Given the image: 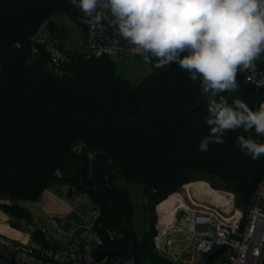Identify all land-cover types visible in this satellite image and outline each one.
<instances>
[{"label": "trees", "instance_id": "16d2710c", "mask_svg": "<svg viewBox=\"0 0 264 264\" xmlns=\"http://www.w3.org/2000/svg\"><path fill=\"white\" fill-rule=\"evenodd\" d=\"M57 15L84 35L87 25L70 0H0V208L13 220L35 226L24 204L40 201L51 187L62 188V197L89 200L102 251L111 253L102 264L128 259L175 264L155 252V207L157 228L179 227L183 214L172 213L170 196L195 174H204L222 181L246 208L264 178V156L252 160L235 138H264L227 132L223 144L200 152L199 143L209 134L207 94L176 63L158 69L154 58L136 85L117 73L112 59L86 52L53 66L43 48L33 51L32 37L41 22L49 21L59 39ZM221 94L253 110L264 101V91L247 93L240 84ZM118 179L140 188L147 225L140 237L132 224L130 188L118 186ZM31 239L47 245L37 230ZM178 241L167 254L179 255Z\"/></svg>", "mask_w": 264, "mask_h": 264}, {"label": "clouds", "instance_id": "9594fccd", "mask_svg": "<svg viewBox=\"0 0 264 264\" xmlns=\"http://www.w3.org/2000/svg\"><path fill=\"white\" fill-rule=\"evenodd\" d=\"M90 31L108 23L128 42L129 51L154 67L172 63L200 81L207 94L209 134L199 143L223 144L227 132L242 130L264 138V101L253 110L239 98L229 103L237 75L254 70L264 56V0H70ZM19 47V45H16ZM186 53V54H184ZM183 54V55H182ZM235 143L252 160L264 156V141L239 134ZM128 264H134L130 259Z\"/></svg>", "mask_w": 264, "mask_h": 264}, {"label": "built area", "instance_id": "2783aa9c", "mask_svg": "<svg viewBox=\"0 0 264 264\" xmlns=\"http://www.w3.org/2000/svg\"><path fill=\"white\" fill-rule=\"evenodd\" d=\"M105 15L107 18L95 31H90L87 25L84 52L90 57H106L114 62L143 59L141 55L129 51L131 45L109 25L110 15L107 11ZM32 46L33 51L43 48L55 67L68 61L65 51L56 44L49 21L39 24L32 37ZM255 63L254 70L241 72L237 77L243 84L261 90L264 88V56ZM185 192L186 197L180 192L170 196L175 199L172 213L183 214L180 226L166 229L156 226L158 238H163L170 229L180 228V232L186 230L184 242L191 245L194 252L206 258L215 254L212 259L217 264H264V178L245 213L237 207L236 197L230 191H215L206 186L205 193H199L203 197L199 201L190 196L187 190ZM60 193L64 195L65 190L61 188ZM73 198L79 201V197ZM12 224L30 237L35 230L39 231L47 243L46 246L27 244L0 236V251L12 264H96L95 254L102 251L104 246V240L95 228V218L86 224L74 213L47 214L35 226L15 219ZM200 230L202 233L198 232ZM109 237L113 239V233L109 232ZM129 260H126V264Z\"/></svg>", "mask_w": 264, "mask_h": 264}, {"label": "rangeland", "instance_id": "374dc122", "mask_svg": "<svg viewBox=\"0 0 264 264\" xmlns=\"http://www.w3.org/2000/svg\"><path fill=\"white\" fill-rule=\"evenodd\" d=\"M54 23L57 25L58 30L61 31V33H57L59 36V39L56 40V44L65 51L67 57H69L70 54H79L84 52V35L80 32V30L77 28V26L72 23L69 19H67L64 15H57L53 18ZM117 66V73L128 79L132 84L136 85L138 84L151 70L150 63H147L142 58H132V59H126L123 61L116 62ZM52 68V66H51ZM55 71V70H54ZM58 73V70L55 71ZM118 186H126L130 188V198L133 205V217H132V224L133 227L137 233V235L140 237L147 229L146 225V219L143 212L142 204H143V197L140 191V188L134 184H125L122 180L118 179L117 181ZM184 186H187V189H182L179 191L180 194L183 195V197H186L184 193L186 190L188 191V194L192 196L194 199L197 198V200H203V197L199 193H205L206 186L209 187L212 190L215 191H230L228 190L224 183L220 181L217 178L207 176L204 174H195L193 176V180ZM64 188V187H63ZM66 189V188H64ZM61 188L54 189L49 188L46 191H52L56 195L61 196L60 193ZM197 190V191H196ZM74 191V190H73ZM72 191V192H73ZM75 192V191H74ZM233 193L232 191H230ZM63 195V194H62ZM194 195V196H193ZM43 197V196H42ZM62 197V196H61ZM65 198V197H62ZM42 199V198H41ZM66 201L72 206L75 214L78 215V217L85 222L86 224L91 222V220L95 217V212L91 209V204L89 200L86 197H79V201L74 200V198H65ZM173 199V198H172ZM175 200V199H174ZM38 202L34 203H25L24 206L28 209L30 214L32 215L33 222L36 223L39 221V218L43 215V211L39 209L37 206ZM164 202V201H163ZM188 201L186 200L185 203ZM237 207L242 210V212L245 213L246 208L243 207V204L236 203ZM190 206V203H188ZM191 207V206H190ZM157 206L154 210V226L156 228L157 226V214H156ZM1 211H3L0 208ZM4 212V211H3ZM211 212V211H209ZM5 213V212H4ZM8 217V223H12V218L5 213ZM11 226V225H10ZM180 228L177 229H170L168 230L167 234L163 238H157L156 241L158 243V246H156V254L159 256V258H162L163 260H168V258H171L175 262V264H217L216 262L207 261L206 256H203L199 253H196L193 251L192 246L185 242V235L184 230L183 232H180ZM157 231V229H156ZM199 233H202V231H198ZM158 233V232H157ZM173 237L172 242H168L167 237ZM179 239H182L183 241H178ZM176 241L179 242V246H176L175 248H181V252L178 256L175 257L171 252L169 254L166 253V250L168 249V246L170 247ZM185 241V242H184ZM182 242V243H180ZM175 245V244H174ZM0 254L1 251H0ZM1 256V255H0ZM3 258H5L2 254ZM7 259V258H6ZM142 264H155L153 260L143 261Z\"/></svg>", "mask_w": 264, "mask_h": 264}, {"label": "crops", "instance_id": "0c3cea01", "mask_svg": "<svg viewBox=\"0 0 264 264\" xmlns=\"http://www.w3.org/2000/svg\"><path fill=\"white\" fill-rule=\"evenodd\" d=\"M39 209L43 211V215L39 220L47 214L51 215H69L74 213L72 206L66 201L65 198L56 195L52 191H45L42 199L37 204ZM77 215V214H76ZM78 216V215H77ZM0 236L2 238L13 239L22 241L27 244L34 243L28 233L20 228H14L8 223L7 215L0 210ZM2 256V254H0ZM0 256V264H11L8 259Z\"/></svg>", "mask_w": 264, "mask_h": 264}, {"label": "water", "instance_id": "95a60500", "mask_svg": "<svg viewBox=\"0 0 264 264\" xmlns=\"http://www.w3.org/2000/svg\"><path fill=\"white\" fill-rule=\"evenodd\" d=\"M264 66V63H263ZM237 84H240L242 88L247 92V93H255L256 89L252 86L245 85L239 80H237ZM261 91H264V88L261 89ZM215 254L210 255L209 257L206 258L207 261L211 260L214 257ZM111 256V253L109 251L103 250L95 254V263L100 264L103 262L107 257Z\"/></svg>", "mask_w": 264, "mask_h": 264}, {"label": "bare ground", "instance_id": "6f19581e", "mask_svg": "<svg viewBox=\"0 0 264 264\" xmlns=\"http://www.w3.org/2000/svg\"><path fill=\"white\" fill-rule=\"evenodd\" d=\"M172 202H173V204H174V198L172 199Z\"/></svg>", "mask_w": 264, "mask_h": 264}]
</instances>
